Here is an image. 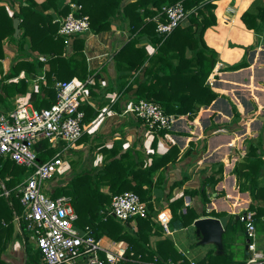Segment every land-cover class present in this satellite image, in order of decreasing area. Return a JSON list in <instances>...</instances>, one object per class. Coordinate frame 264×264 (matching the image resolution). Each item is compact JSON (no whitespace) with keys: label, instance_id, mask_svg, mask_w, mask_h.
<instances>
[{"label":"crops","instance_id":"0c3cea01","mask_svg":"<svg viewBox=\"0 0 264 264\" xmlns=\"http://www.w3.org/2000/svg\"><path fill=\"white\" fill-rule=\"evenodd\" d=\"M36 1L41 4L45 0ZM129 1L125 0L124 3ZM1 4L8 8L10 14L19 9L18 4L11 6L6 1ZM215 4L217 22L206 30L204 40L218 54L208 84L219 96L210 105L201 106L192 118L189 115L177 116L172 128L165 132H150L142 120L123 113L140 100L132 91L119 92L120 72L114 61L115 53L129 38V21L122 23L117 20L111 30L81 35L85 38L84 53L88 68L93 71L89 76H95V85L90 86L83 109L86 116L89 109H94V112L93 118L85 120V131L80 141L66 153V164L60 175L63 180H68L82 171L93 172L102 168L110 158L119 157L127 150L134 154L136 165L148 167L154 156L161 157L175 146L172 160L154 173L151 199L147 203L149 217L155 223H152L147 246L156 250L159 241L169 239L180 253L196 264H203L210 253L218 255L222 252L229 255L232 264L242 261L247 264L252 251L246 224L241 217L248 212L257 214L255 209L249 208L250 203L261 206L259 201L253 199L251 191L257 193L256 184L264 187V21L257 32L255 27H248L242 15L248 10L256 14L258 7L264 6V0H216ZM65 5L64 0H60L59 9H48L45 14L51 15L54 20L61 18V9ZM73 40L74 37L66 43L65 54L73 52ZM138 45H145L149 54L156 51L147 38H141ZM12 47L15 46L10 44L5 47V54ZM192 55L193 51L187 50V56ZM34 56L44 60L39 52H34ZM244 58L248 60V67L228 70L227 67L240 63ZM1 63L4 69H9L7 60ZM48 69L49 65L46 64L43 74H28L22 70L18 77L5 79L4 83H10L25 78L28 86L26 93H17L8 97L6 102H1L0 110L7 103L17 104L19 100L31 102L30 93L39 90L42 84H48L45 77ZM138 72L129 77L130 83ZM42 75L44 77L41 79ZM133 86L136 87V84ZM129 160L132 161L133 157ZM211 178L217 181L215 185ZM241 184L245 190H241ZM16 186L10 187L0 180V196L18 198L14 192ZM147 186L144 185L145 188ZM5 189L11 194H4ZM102 189L107 192L108 186H102ZM196 190H204L210 198L206 203L208 215H203V197L193 194ZM182 197L184 203L180 212L185 213L191 207L200 214L194 222L205 217L220 220L224 228L222 252L213 243L200 244L201 237L196 232L194 222L189 226H181L180 222L171 225L173 210L170 203ZM261 202L264 204V197ZM5 204L0 201V213L4 214L3 219H0L1 258L6 264H25L26 243L32 247L34 243L29 231L22 230L23 212L18 214L13 211L9 223L10 212L4 207ZM162 212L166 214L164 219L159 218ZM258 215L259 218L255 216L256 243L259 248H264V213ZM165 220L168 221V230L164 226ZM238 223L243 225L242 245L246 257L242 260L234 258V245L230 242L226 244L224 240L225 233ZM129 226L135 233L138 229L137 220L132 219ZM99 239L110 250L124 249L128 253L129 244L126 241H116L106 235Z\"/></svg>","mask_w":264,"mask_h":264},{"label":"trees","instance_id":"16d2710c","mask_svg":"<svg viewBox=\"0 0 264 264\" xmlns=\"http://www.w3.org/2000/svg\"><path fill=\"white\" fill-rule=\"evenodd\" d=\"M2 1L8 2L11 6L18 4V11L10 14L8 8L1 4ZM71 1L82 5L77 15L89 16L92 33L111 30L117 20H121L122 23L129 21V38L114 55L121 79L119 92L132 91L139 99L158 102L167 114L189 115L191 118L199 112L201 106L210 105L219 96L208 84L218 54L204 40L206 30L217 22L216 0H131L127 3H124L125 0ZM178 1H182L186 9L197 8V13H190L186 24L184 22L169 36L164 37L156 31L157 23L153 17L161 12L164 5ZM59 7L60 0H45L41 4L36 0H0V61L5 58V47L14 44L17 49V59L6 79L18 77L22 70L28 74L40 75L43 74L45 65H49V69L45 71L48 84L46 86L42 84L39 90L29 95V100L37 107L50 106L55 102L56 80L64 81L74 77L86 79L93 72L88 68L84 53L85 38L81 35L74 37L73 52L64 55L66 38L58 35L59 23L54 22L51 15L45 14L48 9L57 10ZM68 12L70 7L63 6L61 9L63 16ZM15 18L21 19L19 24L21 33L17 37L14 36ZM242 19L248 27H255L258 32L260 23L264 21V6H259L256 14L246 11ZM143 37L156 47L153 54L148 53L145 45H138ZM189 49L193 51L190 57L187 56ZM34 52H39L46 60L34 56ZM31 57L33 58L30 59ZM248 66V60L244 58L240 63L227 68L238 70ZM137 71L139 74L135 75L133 82L130 83L129 77ZM135 84L136 87L133 86ZM27 86L25 78H21L19 82H3L0 87V103L6 102L8 97L17 93H26ZM233 109L238 114L235 106ZM87 112L85 120L93 118L94 109L91 108ZM40 146L46 145L41 143ZM174 148L175 146L161 157L154 156L152 164L144 168L136 165L134 154L127 150L119 157L110 158V161L104 162L102 168L93 172L82 171L68 180H63L60 174H56L50 180L52 181L49 186L51 196H71L73 207L79 216V226L90 225L97 238L106 235L116 241L123 240L129 244L125 259L117 264H191L169 239L159 241L156 250L147 246L153 228L152 223H155L149 215L145 218H135L138 229L133 233L129 226L132 219L124 223L110 216L105 220L101 214V210L111 204L114 195L128 190L138 193L147 203V200L151 199L154 173L172 160L171 154ZM46 152V154L40 153V160H45L47 155L52 154L49 149ZM132 157L133 160L130 161L129 158ZM3 160L0 157V175L5 174L6 177H10L5 180L7 185L16 186L25 177V168L10 159L2 162ZM211 182L215 185L217 181L211 178ZM145 184L148 185L147 188L144 187ZM105 185L108 186L107 192L102 189ZM240 188L246 189L242 184ZM256 189L257 193L252 190L251 194L261 206L257 207L250 203L249 208L255 209L257 211L255 216L258 217V214L264 213V204L261 202L264 197V187L256 184ZM195 193L203 197V215H208L206 203L210 199L209 196L205 195L204 190H196L193 194ZM0 201L6 202L4 207L10 212L7 222H11L13 211L22 214L23 207L19 197L13 196L8 199L1 195ZM183 203V197L170 203L173 210L171 225L180 222L181 226H189L200 216L191 207H188L185 213L180 212ZM147 206L149 208L148 203ZM3 215L0 213V219H3ZM21 224L22 230L28 232L24 219ZM25 250V264H41L44 261L43 255L35 245L32 247L27 242ZM2 253L3 248L0 247V264H6L1 258ZM203 264L232 263L229 255L222 252L218 255L210 253ZM237 264H246V262Z\"/></svg>","mask_w":264,"mask_h":264},{"label":"built area","instance_id":"2783aa9c","mask_svg":"<svg viewBox=\"0 0 264 264\" xmlns=\"http://www.w3.org/2000/svg\"><path fill=\"white\" fill-rule=\"evenodd\" d=\"M64 4L70 7V12L54 20L59 23L58 35L65 36L69 43L76 35L91 33L89 16L76 14L82 5L71 0H64ZM190 13H197V8L186 9L182 1L164 5L153 17L157 23L156 31L164 37L169 36ZM94 85L95 76L57 81V96L52 105L37 107L27 102L0 110V157L25 168V177L14 192L22 204L30 238L43 255L44 264H117L126 256L124 249L114 251L104 247L90 225L76 224L79 216L71 196L52 197L42 191L44 183L62 172L66 153L84 134L86 113L82 107L88 100L90 86ZM123 113L142 120L150 132L169 130L177 119V116L165 113L158 102L145 98ZM41 143L46 146L41 147ZM48 149L55 152L40 160V153L46 154ZM4 194L11 193L5 189ZM149 213L147 203L132 190L114 195L111 204L101 210L103 219L112 216L124 223L137 217H148ZM165 216L162 212L159 218ZM254 216V212H248L241 217L252 251L247 264H264V248H259L256 243ZM167 223L165 220L164 226L168 230Z\"/></svg>","mask_w":264,"mask_h":264},{"label":"rangeland","instance_id":"374dc122","mask_svg":"<svg viewBox=\"0 0 264 264\" xmlns=\"http://www.w3.org/2000/svg\"><path fill=\"white\" fill-rule=\"evenodd\" d=\"M12 45L14 46V44H12ZM14 49H15V47H12L11 51H9L7 54H5V58L3 59V60H7L9 69L6 67H5L6 69H4L3 68L4 66L1 63L3 60L0 61V87H1V84L4 82V81L2 82V80H5L7 78L8 74L11 71V66L13 65V63L17 59V55L14 52ZM32 58L33 57H31L30 59H32ZM4 71H6L5 74H4ZM27 102H28L27 100H23V101L19 100V101H17V104H23V103H27ZM15 104H12V102L9 104L7 103V104H5L6 107L2 108V109L3 110L9 109V108L13 107ZM54 152H55V150L50 149V153H54ZM66 158H67V156L64 157V159H66ZM3 159L4 160L2 162H4L6 160V158H3ZM61 173H59V174H61ZM6 176L7 175H5V174L0 175V180H3L4 183L6 182L5 181L7 178ZM50 183H52V181H47L46 183H44L43 190H42L43 193L48 194V195L51 194V190H49ZM76 224L79 225L78 220H77ZM242 227H243V225L241 223H238L234 229H230L227 233H225V237H224L226 244L228 242H230L234 245V247H235L234 248V252H235L234 258H237L238 260H242L246 257V254H243L244 253V251H243L244 247L242 244L244 243V236H243V232H242ZM236 242H238L240 244L235 245ZM236 249L237 250L239 249V251H236Z\"/></svg>","mask_w":264,"mask_h":264},{"label":"water","instance_id":"95a60500","mask_svg":"<svg viewBox=\"0 0 264 264\" xmlns=\"http://www.w3.org/2000/svg\"><path fill=\"white\" fill-rule=\"evenodd\" d=\"M20 19H14V36L17 37L20 33ZM264 121V116L262 117ZM197 234L201 237L200 244L213 243L218 247L219 252L223 250V233L224 228L217 218L205 217L200 218L194 222Z\"/></svg>","mask_w":264,"mask_h":264}]
</instances>
